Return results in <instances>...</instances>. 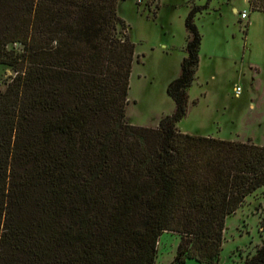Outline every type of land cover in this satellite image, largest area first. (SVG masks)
Here are the masks:
<instances>
[{
	"label": "trees",
	"instance_id": "trees-1",
	"mask_svg": "<svg viewBox=\"0 0 264 264\" xmlns=\"http://www.w3.org/2000/svg\"><path fill=\"white\" fill-rule=\"evenodd\" d=\"M120 1L0 0V264H155L164 231L180 234L174 262L218 264L225 218L264 185V144L177 127L201 6L166 86L173 112L126 120L135 43ZM241 264H264V236Z\"/></svg>",
	"mask_w": 264,
	"mask_h": 264
},
{
	"label": "rangeland",
	"instance_id": "rangeland-1",
	"mask_svg": "<svg viewBox=\"0 0 264 264\" xmlns=\"http://www.w3.org/2000/svg\"><path fill=\"white\" fill-rule=\"evenodd\" d=\"M251 0H121L118 14L135 43L125 118L138 126H156L171 114L174 102L167 84L180 73L187 31L184 19L201 6L194 22L201 34L199 63L187 89L188 108L177 127L184 132L230 139L247 137L264 144V10ZM264 6V0L254 1ZM247 12L246 18L240 12ZM126 25V26H127ZM123 32V31H122ZM24 53L19 42L8 45ZM12 67L0 63V86ZM235 86L240 93L235 94ZM264 236V185L250 193L225 218L218 264H241ZM180 239L164 231L157 242L155 264H200L194 258L174 262Z\"/></svg>",
	"mask_w": 264,
	"mask_h": 264
},
{
	"label": "built area",
	"instance_id": "built-area-1",
	"mask_svg": "<svg viewBox=\"0 0 264 264\" xmlns=\"http://www.w3.org/2000/svg\"><path fill=\"white\" fill-rule=\"evenodd\" d=\"M143 0H136V3L139 4V3H142ZM240 17L241 18H246L247 17V12L245 10L241 11L240 12ZM235 89V94L238 95L240 93V86H235L234 87Z\"/></svg>",
	"mask_w": 264,
	"mask_h": 264
}]
</instances>
